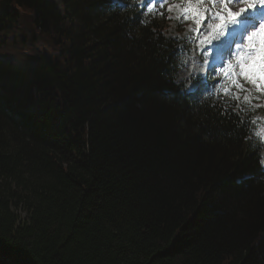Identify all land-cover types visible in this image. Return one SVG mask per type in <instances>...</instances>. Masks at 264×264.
Returning <instances> with one entry per match:
<instances>
[{
	"label": "trees",
	"instance_id": "obj_1",
	"mask_svg": "<svg viewBox=\"0 0 264 264\" xmlns=\"http://www.w3.org/2000/svg\"><path fill=\"white\" fill-rule=\"evenodd\" d=\"M131 8L0 0V264H264L254 113Z\"/></svg>",
	"mask_w": 264,
	"mask_h": 264
},
{
	"label": "snow or ice",
	"instance_id": "obj_2",
	"mask_svg": "<svg viewBox=\"0 0 264 264\" xmlns=\"http://www.w3.org/2000/svg\"><path fill=\"white\" fill-rule=\"evenodd\" d=\"M153 0H144L141 8H149ZM162 8L169 0H155ZM183 6L181 11L183 19H191L199 32L201 25L207 22L208 9H201L205 3L211 4L213 7L219 5V10L212 12L211 19L214 23L208 24L211 32L203 43H211L213 39L219 40L221 37H227L221 40V44L228 49V61L226 64L217 68V75L223 74L226 80H230L232 88L244 92V84L251 86L258 94L264 95V0H178ZM230 5H240L238 11H232ZM125 7H128L125 5ZM171 11V8L168 9ZM235 48H232V45ZM219 47V46H217ZM235 60V64L232 60ZM238 68V73L235 71ZM239 81H243L241 84ZM199 82V81H198ZM196 85H193L195 87ZM219 87V83L213 85ZM190 91V90H189ZM211 93L209 92V95ZM224 94L228 95V89H224ZM239 99V97H237ZM249 97L245 96L247 102ZM221 115L230 114L222 111ZM248 123L256 125V120L245 121L239 120L238 124L243 128ZM261 143H264V136H259ZM244 139L247 141L248 136Z\"/></svg>",
	"mask_w": 264,
	"mask_h": 264
},
{
	"label": "rangeland",
	"instance_id": "obj_3",
	"mask_svg": "<svg viewBox=\"0 0 264 264\" xmlns=\"http://www.w3.org/2000/svg\"><path fill=\"white\" fill-rule=\"evenodd\" d=\"M49 1L54 3V5H57V6L61 5V0H49ZM209 5H211V4H209ZM182 7L183 6H181L179 3H175L172 6L171 11H169L168 9L165 10V12L167 13L165 16V19L169 20V21H170V19H172V21H170L169 23L168 22L165 23L164 18L161 17L159 19V21L163 22L164 29L161 30L160 33L165 38L168 37V38H172L173 40L177 39L178 41H182L183 44L186 45L187 47L193 48L195 46V40H196L197 36L200 35L201 33H200V30L198 32L195 23L191 19H188V20L183 19V13L181 11ZM203 7L204 6L202 5L201 6L202 10H203ZM229 7L232 11H236V10H239L240 5H230ZM212 10L213 11L219 10V5H216L215 7L212 6ZM211 21L213 22L212 19H211ZM200 46L201 45L199 44L198 47L200 48ZM48 49L49 48L46 45H43V50L47 51ZM48 51H50V50H48ZM196 58H197V55L193 52L192 55H190L186 59L184 66H186L187 63H189L188 66H186L188 68V70H186V67H183L182 69L178 70V72L176 73V75L174 77L176 84H180L181 83L180 81H183L184 79H185L184 82H188L187 81L188 79H186V78L182 79V74L188 73L191 70L193 64H194V67H197V66H195V61H193V60H196ZM196 63H197V61H196ZM205 64H206V61L204 60V64L199 65V66L205 67ZM206 66L208 67V69L206 70V68H204L202 71V74H204V72H206V71L210 72L209 79H207V80H211L214 77V75L211 74V72L213 70L212 69L213 64L207 63ZM198 69L201 70V68H199V67H198ZM196 72H198V71H196ZM188 75L190 76V73ZM200 79L203 80V77ZM239 82L241 84H243V81H239ZM217 83H219V87L214 88L213 85H216ZM243 86L247 87L249 89V92H250L249 99L247 102L242 100V96L238 94L241 91H238V90L232 88L230 80L224 81L223 79H218V80H216V83H214V84L211 83V81H209L207 89H208V92L213 93V94H224V89L227 88L229 94L227 95L226 98L230 102L232 101L235 103H237V102L238 103H242V102L248 103V102L252 101L251 96H252V93L255 92V90L251 89V87L246 85V84H244ZM257 95L258 94H256V96ZM237 97H239V99H237ZM259 99H261L260 100L261 104H257V105H262V107H263L264 106V95H260ZM255 107H257V106L255 105ZM261 158H262V161L264 162V150L262 151V157ZM17 214L21 217V219H24V214L22 212L17 211Z\"/></svg>",
	"mask_w": 264,
	"mask_h": 264
},
{
	"label": "bare ground",
	"instance_id": "obj_4",
	"mask_svg": "<svg viewBox=\"0 0 264 264\" xmlns=\"http://www.w3.org/2000/svg\"><path fill=\"white\" fill-rule=\"evenodd\" d=\"M212 41L215 42V43L219 42V40H217V39H213ZM196 71H199V69H198V67H194V64H193L191 70L188 73L182 74V79L189 78V75L188 74L190 73V75H191V74L195 73Z\"/></svg>",
	"mask_w": 264,
	"mask_h": 264
}]
</instances>
